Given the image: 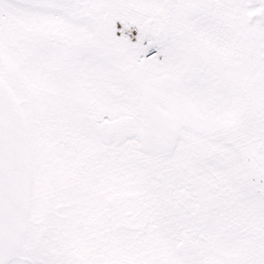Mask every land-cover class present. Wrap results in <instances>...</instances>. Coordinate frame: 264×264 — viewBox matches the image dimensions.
<instances>
[{
	"label": "snow or ice",
	"instance_id": "obj_1",
	"mask_svg": "<svg viewBox=\"0 0 264 264\" xmlns=\"http://www.w3.org/2000/svg\"><path fill=\"white\" fill-rule=\"evenodd\" d=\"M0 264H264V0H0Z\"/></svg>",
	"mask_w": 264,
	"mask_h": 264
}]
</instances>
